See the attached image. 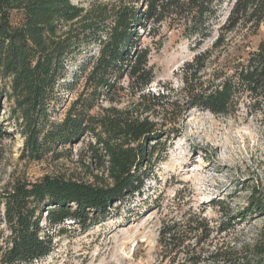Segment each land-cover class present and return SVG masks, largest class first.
<instances>
[{
    "label": "trees",
    "instance_id": "1",
    "mask_svg": "<svg viewBox=\"0 0 264 264\" xmlns=\"http://www.w3.org/2000/svg\"><path fill=\"white\" fill-rule=\"evenodd\" d=\"M217 1L96 0L86 10L73 0H0V101L10 104L9 119L23 138L21 159L58 161L66 154L61 149L92 137L90 158L102 171L93 182L62 175L17 179L0 193V264L41 261L53 253V231L66 221L89 230L107 220L115 204L141 194L170 142L166 124L160 127L151 115L169 120L194 108L230 115L245 95L264 105V39L255 49L246 40L233 51L226 43L239 27L264 26V0H236L217 40L186 63L183 106L172 92H147L155 74L151 49L140 45V30L156 35L169 23L195 38L200 50L214 34ZM89 45H96L93 56L84 53ZM210 67L211 78L203 80ZM127 79L132 102L118 108ZM80 84L82 91L60 118L62 94ZM102 98L108 107L99 105ZM245 213L218 225L197 214L164 221L161 261L264 264V248L242 249L228 239L237 221L264 216V197L253 196Z\"/></svg>",
    "mask_w": 264,
    "mask_h": 264
},
{
    "label": "rangeland",
    "instance_id": "2",
    "mask_svg": "<svg viewBox=\"0 0 264 264\" xmlns=\"http://www.w3.org/2000/svg\"><path fill=\"white\" fill-rule=\"evenodd\" d=\"M110 1L113 0H98L102 4ZM235 1L216 2L219 5L214 34L200 50L195 49V38L185 37L182 29L170 28L169 23L163 24L156 35L154 31L140 30V45L151 49L149 65L155 74L147 92H172L173 100L184 105L183 68L217 40L219 28ZM95 2L73 0L74 5L86 10ZM263 39L264 26L258 31L239 27L226 36V43L233 51L246 40L250 49H255ZM96 52V45L84 49L88 56ZM211 68L202 73L203 80L211 78ZM81 85L62 94L60 118L82 91ZM128 85V79L121 83L126 91L118 94V108H127L132 102L126 95ZM99 103L109 106L104 98ZM237 103V110L230 115H215L198 108L187 109L182 115L178 112L174 119L169 115V120L158 112L151 115L160 127L166 124L170 142L167 155L156 165L141 194L115 204L110 217L89 230L66 221L53 231V253L33 264H166L161 261L158 245L164 221L197 214L218 225L230 217L246 215L252 197H264V105L246 95ZM0 105V193L17 179L35 182L45 175H62L93 182L96 174H102L88 151V144L94 142L92 137L61 149L66 154L58 161L22 160L23 138L9 119L10 104L2 99ZM237 223L228 239L242 249L255 245L264 248L263 215H250Z\"/></svg>",
    "mask_w": 264,
    "mask_h": 264
}]
</instances>
